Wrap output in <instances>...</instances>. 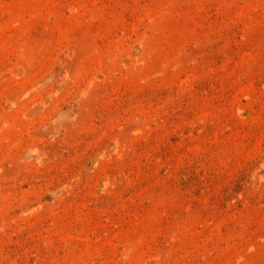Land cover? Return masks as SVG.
Returning a JSON list of instances; mask_svg holds the SVG:
<instances>
[{
	"label": "rangeland",
	"instance_id": "rangeland-1",
	"mask_svg": "<svg viewBox=\"0 0 264 264\" xmlns=\"http://www.w3.org/2000/svg\"><path fill=\"white\" fill-rule=\"evenodd\" d=\"M0 264H264V0H0Z\"/></svg>",
	"mask_w": 264,
	"mask_h": 264
}]
</instances>
